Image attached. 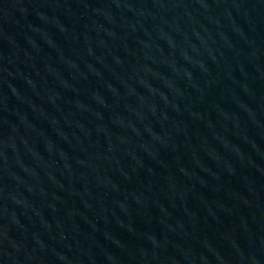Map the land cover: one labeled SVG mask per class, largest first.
<instances>
[{
	"label": "water",
	"instance_id": "water-1",
	"mask_svg": "<svg viewBox=\"0 0 264 264\" xmlns=\"http://www.w3.org/2000/svg\"><path fill=\"white\" fill-rule=\"evenodd\" d=\"M0 264H264V0H0Z\"/></svg>",
	"mask_w": 264,
	"mask_h": 264
}]
</instances>
